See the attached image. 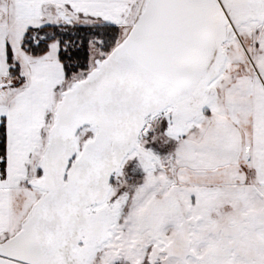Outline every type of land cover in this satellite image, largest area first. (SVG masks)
<instances>
[{"label": "snow or ice", "instance_id": "snow-or-ice-1", "mask_svg": "<svg viewBox=\"0 0 264 264\" xmlns=\"http://www.w3.org/2000/svg\"><path fill=\"white\" fill-rule=\"evenodd\" d=\"M0 264H264V0H0Z\"/></svg>", "mask_w": 264, "mask_h": 264}]
</instances>
